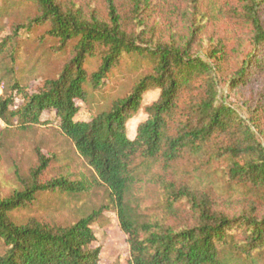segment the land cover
<instances>
[{
    "label": "trees",
    "instance_id": "16d2710c",
    "mask_svg": "<svg viewBox=\"0 0 264 264\" xmlns=\"http://www.w3.org/2000/svg\"><path fill=\"white\" fill-rule=\"evenodd\" d=\"M66 1L3 0L0 18L23 4L33 5L37 14L12 25L11 35L0 43V121L7 128L17 122L28 129L45 125L44 113L53 115L90 176L65 167L44 181L51 161L38 151L37 166L28 177L19 176L21 189L0 198V264H101L94 226L112 209L128 237V264H264V214L252 207L234 215L222 212L208 191L193 188L191 181L215 184V164H224L219 174L226 191L264 199V134L259 128L264 89L245 119L219 98L220 50L212 52L216 61L211 63L192 53L191 42L180 46L154 40L142 20L144 31H128L117 0H106V20ZM131 1L137 14L150 2ZM241 2L254 49L231 79V90L245 85L252 69H264L261 2ZM44 26L54 49L71 48V57L57 77L30 93L16 71L18 42ZM130 58L151 62L152 72L108 110L90 121L78 120L80 104L91 92H104L114 70ZM95 60L99 66L91 71ZM153 89L159 91L158 99L143 107L144 96ZM141 110L146 119L130 138L128 123ZM97 188L104 189L106 202L74 224L13 219L42 195L83 201ZM148 196L154 202L147 207ZM184 213L192 216L191 223L171 222Z\"/></svg>",
    "mask_w": 264,
    "mask_h": 264
},
{
    "label": "rangeland",
    "instance_id": "374dc122",
    "mask_svg": "<svg viewBox=\"0 0 264 264\" xmlns=\"http://www.w3.org/2000/svg\"><path fill=\"white\" fill-rule=\"evenodd\" d=\"M77 8H82L87 15L97 14L107 19L106 0H67ZM260 16L264 23V0H260ZM124 26L128 31L140 33L145 27L139 24L143 21L153 39L169 44L184 45L191 42L194 55L215 63L212 58L214 50L223 54L219 62V98L224 103L235 107L240 115L250 117L249 106L256 103L258 93L264 89V69H252V77L245 85L231 90L230 81L237 76L243 67L247 55L254 49L253 33L249 23L241 16V0H150L149 6L142 7L140 14L133 11L131 0H117ZM3 0H0V6ZM33 5L23 4L15 7L5 17L0 18V43L11 35V26L23 23L27 18L36 16ZM139 15V16H138ZM140 19V20H139ZM48 27L35 29L30 38L19 39V50L16 61V71L26 89L33 93L48 79H53L61 72L63 65L71 57V48L57 52L54 41L47 37ZM91 71L99 66V61L92 62ZM152 72V63L136 58L127 59L121 67L114 70L108 80L104 92H91L87 102L81 103L78 120L90 121L104 110H108L112 102L126 97L135 83L143 76ZM243 84V83H241ZM159 97L158 90H150L143 100V107L153 104ZM21 104V100H17ZM53 115L44 113L45 125L21 129L17 122L8 127L0 121V198H6L15 190L21 189L19 176L26 178L31 169L38 164V151L50 159L49 170L44 181L51 180L67 167L75 174L90 176V171L79 157L73 143L66 138L53 120ZM146 119L141 110L128 123L129 137L134 138L137 126ZM264 134V115L259 127ZM261 141L264 144V137ZM189 163L192 161L188 160ZM218 176L215 184L199 183L193 180V188L208 191L213 197L216 208L230 215L242 210L256 209L258 215L264 214V199L254 195H232L226 191V180L219 174L224 164H215ZM106 202L104 189L97 188L83 199L70 201L57 195H42L28 209L13 214V219L19 223L35 220L51 225H71L77 222L91 209L100 207ZM154 199L148 196L146 205L151 206ZM192 216L184 213L182 217L171 220L180 225L192 222ZM97 237L95 246L101 250V264H128L130 247L128 237L122 231L117 213L114 209L106 211L103 218L94 226Z\"/></svg>",
    "mask_w": 264,
    "mask_h": 264
},
{
    "label": "built area",
    "instance_id": "2783aa9c",
    "mask_svg": "<svg viewBox=\"0 0 264 264\" xmlns=\"http://www.w3.org/2000/svg\"><path fill=\"white\" fill-rule=\"evenodd\" d=\"M2 94H3V87L0 86V97L2 96Z\"/></svg>",
    "mask_w": 264,
    "mask_h": 264
}]
</instances>
